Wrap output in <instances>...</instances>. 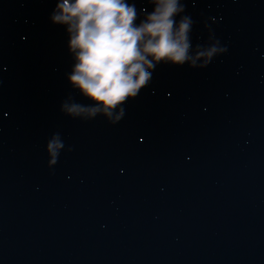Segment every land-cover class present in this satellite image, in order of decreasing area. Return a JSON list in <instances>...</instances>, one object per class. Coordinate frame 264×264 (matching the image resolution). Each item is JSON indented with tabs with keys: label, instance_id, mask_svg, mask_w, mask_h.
<instances>
[{
	"label": "water",
	"instance_id": "water-1",
	"mask_svg": "<svg viewBox=\"0 0 264 264\" xmlns=\"http://www.w3.org/2000/svg\"><path fill=\"white\" fill-rule=\"evenodd\" d=\"M56 4L0 0V264H264V0H180L190 59L111 116Z\"/></svg>",
	"mask_w": 264,
	"mask_h": 264
},
{
	"label": "clouds",
	"instance_id": "clouds-1",
	"mask_svg": "<svg viewBox=\"0 0 264 264\" xmlns=\"http://www.w3.org/2000/svg\"><path fill=\"white\" fill-rule=\"evenodd\" d=\"M150 3L153 10L137 23V9L128 0H57L50 19L66 27L68 49L75 61L68 81L94 102L91 107H68L69 114L95 116L102 111L111 116L118 105L135 98L148 85L156 65H183L190 59L192 22L186 16L176 20L184 11L180 0ZM216 52L214 46L199 53L197 59L205 56L210 60ZM123 114L120 108L116 119ZM60 147L53 140L48 151L55 157Z\"/></svg>",
	"mask_w": 264,
	"mask_h": 264
}]
</instances>
